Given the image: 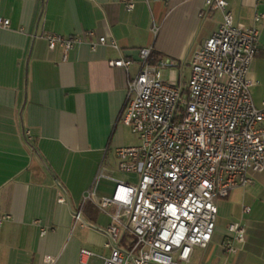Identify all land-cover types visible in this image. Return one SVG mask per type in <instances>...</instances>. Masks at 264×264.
Instances as JSON below:
<instances>
[{"label":"crops","instance_id":"1","mask_svg":"<svg viewBox=\"0 0 264 264\" xmlns=\"http://www.w3.org/2000/svg\"><path fill=\"white\" fill-rule=\"evenodd\" d=\"M130 1L132 11L124 0H0V17L10 21L9 28H0V264H45V255L57 257L56 264H80L81 248L109 256L101 229L111 217L97 203L111 195L114 182L101 179L96 185V179L100 170L124 179L115 151L130 146V127L120 118L128 78L140 70L139 51L151 48L154 63L176 61L180 82L223 18L205 0ZM226 1L237 26L253 25L255 14L264 15V0ZM258 27L250 92L261 108L264 20ZM85 31L114 40L119 49L81 44L63 61L62 49L50 50L44 39L47 33L67 37ZM120 57L132 60L128 71L109 65ZM252 179L218 203L229 222L219 228L216 222L209 245L195 247L190 261L181 264H264V172L252 173ZM92 189L93 198L85 200ZM60 196L67 201L59 203ZM79 209L84 225L74 222ZM35 220L46 235H40ZM234 222L247 231L236 254L221 246Z\"/></svg>","mask_w":264,"mask_h":264},{"label":"built area","instance_id":"2","mask_svg":"<svg viewBox=\"0 0 264 264\" xmlns=\"http://www.w3.org/2000/svg\"><path fill=\"white\" fill-rule=\"evenodd\" d=\"M205 4L221 11L223 18L195 52L186 83L181 78L174 85L162 78L161 69L178 67L176 61L164 58L153 63L151 48L139 51L140 70L128 78L120 118L139 143L115 151L117 170L127 178L100 170L96 179V185L101 179L114 182L111 195L97 203L111 217L101 229L109 256L81 248L80 264H94L93 258L102 259V264L189 262L195 247L205 249L212 241L217 201L252 183V173L264 172V105L257 107L250 92L255 84L250 71L259 49L258 24L264 15L255 14L253 25L237 26L226 0ZM124 5L127 11L135 7L130 0ZM9 27L10 21L0 17V28ZM44 39L50 50L62 49L63 61L81 44L92 50L105 45L119 49L114 40L97 37L94 31L67 37L47 33ZM132 63L122 57L109 61L126 71ZM94 194L93 189L88 191L85 200ZM66 201V196L58 198L59 203ZM81 209L73 218L84 225ZM34 224L41 236L46 235L40 220ZM246 239V227L234 222L221 246L236 254ZM57 260L53 255L43 257L45 264Z\"/></svg>","mask_w":264,"mask_h":264},{"label":"rangeland","instance_id":"3","mask_svg":"<svg viewBox=\"0 0 264 264\" xmlns=\"http://www.w3.org/2000/svg\"><path fill=\"white\" fill-rule=\"evenodd\" d=\"M161 73H162L163 80L169 82L170 84L175 85L179 83V72L176 68H163L161 69ZM188 75H189V70L185 69L183 76H182V80L184 81V83L187 82ZM127 135L129 138V145H137L139 143L138 136L131 131V128L127 130ZM116 168H117V160H116ZM120 177L127 178V175L121 174ZM130 177L134 178V176H130ZM221 200L222 199H219L217 203H220ZM228 222H229L228 217L226 215H223L222 211H220L218 221H217V227L218 228L225 227Z\"/></svg>","mask_w":264,"mask_h":264},{"label":"trees","instance_id":"4","mask_svg":"<svg viewBox=\"0 0 264 264\" xmlns=\"http://www.w3.org/2000/svg\"><path fill=\"white\" fill-rule=\"evenodd\" d=\"M151 61L154 63V58L153 57L151 58Z\"/></svg>","mask_w":264,"mask_h":264}]
</instances>
